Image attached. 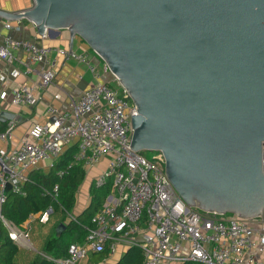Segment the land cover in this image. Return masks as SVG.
<instances>
[{"label": "water", "instance_id": "water-1", "mask_svg": "<svg viewBox=\"0 0 264 264\" xmlns=\"http://www.w3.org/2000/svg\"><path fill=\"white\" fill-rule=\"evenodd\" d=\"M9 16L85 39L136 104L130 147L161 150L188 205L261 218L264 0H34Z\"/></svg>", "mask_w": 264, "mask_h": 264}, {"label": "built area", "instance_id": "built-area-1", "mask_svg": "<svg viewBox=\"0 0 264 264\" xmlns=\"http://www.w3.org/2000/svg\"><path fill=\"white\" fill-rule=\"evenodd\" d=\"M11 28L10 23H6ZM23 50L30 63L42 64L38 86L47 88L56 74V50L66 59L86 63L97 82L72 98L63 109L47 108L51 119L34 123L28 134L12 147L0 146V225L15 243H26L29 232L5 217L4 204L9 192L25 195L28 171L44 161L54 165L64 151L76 145L73 163L85 169L107 159L106 168L95 184H111V192L102 208L93 216V227L87 228L83 242L69 245L68 255L53 258L56 264H78L106 247L114 254L120 244L138 246L142 264H264V215L245 218L238 214H219L188 205L179 195L165 170L166 159L161 150L151 157L134 150L132 113L136 104L121 86L113 87L91 62L87 53L73 48L63 49L18 39L0 32V62L14 59ZM27 65L25 74L30 73ZM105 71H109L105 64ZM14 75L21 74L14 69ZM114 76V75H113ZM114 81L117 78L114 76ZM37 85L21 83L13 89L12 103L32 105L37 101ZM59 98L60 95L55 96ZM16 121L11 119L0 132V141L11 142ZM264 173V143L262 148ZM71 165L68 166V169ZM68 170L61 171L60 175ZM11 188L5 191L6 186ZM58 185L52 193L56 196ZM52 208L46 210L49 215ZM77 221L75 215L68 214ZM226 215V216H225Z\"/></svg>", "mask_w": 264, "mask_h": 264}, {"label": "crops", "instance_id": "crops-1", "mask_svg": "<svg viewBox=\"0 0 264 264\" xmlns=\"http://www.w3.org/2000/svg\"><path fill=\"white\" fill-rule=\"evenodd\" d=\"M33 6L34 0H0V32L2 34H10L18 39H27L54 48H73L77 53H87L91 62L102 73L104 79L109 81L110 84L114 82V76L110 70L105 71V61L78 33H72L69 28H61L46 30L44 35H41L36 24L28 18H12L9 16ZM6 23H10L11 28H7L5 26ZM14 54V59L0 62V116L2 113L7 112L12 115V118H7L5 121L8 122L11 119L16 121L11 142L7 145L6 142L0 141L1 147L15 146L24 135L28 134L30 127L34 123H44L51 119V115L47 113L49 106L63 109L72 98L78 97L83 91L97 82L86 63L75 59H66L63 54L55 50L50 56V59H56L54 80L47 88H42L38 86L39 70H41L42 64L30 63L26 52L23 50H17ZM27 65L32 70L30 73L25 74L24 71L27 69ZM14 69H19L21 74L14 75ZM21 83L37 85V101L35 104L15 105L12 103L13 89ZM57 94L60 95L59 98L55 97ZM107 163V159H103L97 165L86 169L85 180L76 196L75 208L81 207L80 212L90 204L91 186L95 184L96 177L106 168ZM51 168V161L41 162L35 167V169L45 172H48ZM67 216L63 212H55L53 209L49 215H44L42 212L30 215L23 224L29 232V240L26 243H16L18 246L16 252L17 263L30 264L38 254H42L52 260L54 257L44 252L46 243L56 233L60 223L69 221L70 217L69 215ZM128 247L127 244L118 245L116 252L109 254L102 261V264H114L121 258ZM94 254L96 253L81 260L78 264H96L94 262Z\"/></svg>", "mask_w": 264, "mask_h": 264}, {"label": "trees", "instance_id": "trees-1", "mask_svg": "<svg viewBox=\"0 0 264 264\" xmlns=\"http://www.w3.org/2000/svg\"><path fill=\"white\" fill-rule=\"evenodd\" d=\"M113 87H116L113 85ZM7 121L0 120V132L7 127ZM76 151V145L68 147L59 156L52 168L42 171L32 168L28 172V180L24 184L25 195L8 193L7 200L3 207L6 218L17 226H23L30 215L38 212L44 213L52 208L55 212L61 211L68 217L73 214L76 206L77 192L85 180L86 169L79 163H73L72 156ZM71 167L68 169V166ZM68 170L67 173L60 175L61 171ZM55 185H58L56 196L52 193ZM111 192V184H93L90 189V204L80 213L75 215L77 221L69 219L65 229L51 236L45 246L44 252L54 258H62L68 255L69 245L73 242H83L87 235V228L93 227L92 218L102 208L106 197ZM74 215V214H73ZM2 237L0 238V264H18L16 252L18 246L9 238L4 226ZM109 256L107 247L100 253L94 254V262L102 264V261ZM143 253L138 246H129L121 258L114 264H142ZM30 264H56L42 254H38ZM182 264H203L202 262H184Z\"/></svg>", "mask_w": 264, "mask_h": 264}, {"label": "rangeland", "instance_id": "rangeland-1", "mask_svg": "<svg viewBox=\"0 0 264 264\" xmlns=\"http://www.w3.org/2000/svg\"><path fill=\"white\" fill-rule=\"evenodd\" d=\"M113 85L116 86V87H118V88L121 87L120 83L117 82V81H114V82H113ZM142 153H143L145 156H147V157H151L152 154H153V151H152V150H143ZM80 210H81V207H76V208L74 209V211H73V214L77 215L78 213H80ZM230 214H232V213H231V212H226V215H230ZM226 215H225V216H226ZM84 264H86V263H84Z\"/></svg>", "mask_w": 264, "mask_h": 264}]
</instances>
